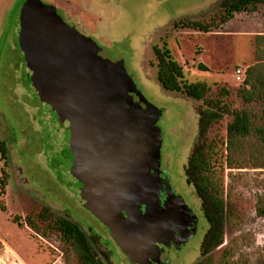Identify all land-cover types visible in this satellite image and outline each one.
Wrapping results in <instances>:
<instances>
[{
	"label": "rangeland",
	"instance_id": "1",
	"mask_svg": "<svg viewBox=\"0 0 264 264\" xmlns=\"http://www.w3.org/2000/svg\"><path fill=\"white\" fill-rule=\"evenodd\" d=\"M220 1L0 0V142L7 151L6 160L0 156V176L2 168L7 171L4 194H0L5 208L0 207V264H77L48 222L35 220L41 233L24 223L26 215H36L44 207L53 216L78 223L88 236L95 235V250L106 264H131L107 226L82 204L68 170L44 88L48 54L60 24H49L39 3L54 6L64 23L100 45L103 58L123 60L142 96L161 111L157 121L160 166L199 221L197 232L179 251H165L166 260L193 264L201 258L207 224L200 200L184 175L197 139L198 103L160 86L151 47L166 41L186 79L208 84L207 98L221 100L231 112L245 110L256 125L262 124L264 99L244 101L239 89L245 76L237 78L236 71L246 72L257 61L254 40L264 34V6L254 13H237L208 33L174 28L181 20L217 24L223 13ZM199 63L206 69H198ZM232 119V114L225 115L207 134L222 153L225 189L234 213V222L227 226L224 243L214 255L218 258L228 247L234 261L264 264V218L256 213L258 197L264 193V168L249 159L242 168H229L224 162L227 125ZM255 151L260 154L259 148Z\"/></svg>",
	"mask_w": 264,
	"mask_h": 264
},
{
	"label": "water",
	"instance_id": "2",
	"mask_svg": "<svg viewBox=\"0 0 264 264\" xmlns=\"http://www.w3.org/2000/svg\"><path fill=\"white\" fill-rule=\"evenodd\" d=\"M39 5L49 24H60L44 88L81 202L131 264H168L161 254L171 243L179 251L199 221L180 195L165 207L158 202L161 111L142 96L123 60L103 58L102 47L64 23L54 6ZM135 106L144 114L134 116Z\"/></svg>",
	"mask_w": 264,
	"mask_h": 264
},
{
	"label": "trees",
	"instance_id": "3",
	"mask_svg": "<svg viewBox=\"0 0 264 264\" xmlns=\"http://www.w3.org/2000/svg\"><path fill=\"white\" fill-rule=\"evenodd\" d=\"M264 0H221L223 11L217 24L213 21L181 20L174 24L175 29H190L199 32H211L231 20L237 13H254ZM256 63L248 66L245 72L244 87L239 93L246 102L264 99V34H257L254 40ZM151 53L154 56L156 79L160 86L169 92L190 98L195 103L198 115V133L187 164L184 167L185 180L200 200V208L206 221L200 256L193 264H250L248 260L234 261L232 253L225 247L218 258L214 252L224 243L227 226L234 222V213L228 200L223 174L222 153L214 140L208 139L209 129L225 115L232 114L233 119L227 125V140L224 162L229 168L233 165L242 168L244 161L249 159L256 167L264 168V122L256 125L250 113L245 110L231 112L221 100L207 98L209 86L206 82H189L186 79L183 66L175 59L168 43L163 41L162 46L153 45ZM198 69L205 70V66L198 64ZM247 138L252 139L249 143ZM259 148L260 154H256ZM253 149V151H252ZM1 159H7L4 143L0 142ZM7 171L2 168L0 176V194H4ZM5 210L3 205H0ZM256 213L264 218V193L259 195L256 203ZM48 222L61 239L66 251L74 255L77 264H106L95 250L98 244L95 235L88 236L81 226L66 216H53L47 207L42 208L36 215L25 216L26 223L36 233H41L35 221ZM105 258L108 259L107 254Z\"/></svg>",
	"mask_w": 264,
	"mask_h": 264
},
{
	"label": "flooded vegetation",
	"instance_id": "4",
	"mask_svg": "<svg viewBox=\"0 0 264 264\" xmlns=\"http://www.w3.org/2000/svg\"><path fill=\"white\" fill-rule=\"evenodd\" d=\"M45 5L51 6L48 3L45 4ZM133 99L135 101H137L138 97L135 94H133ZM142 114H144V111L142 109H140L139 106H135V114H134V116H138V115H142ZM160 169L163 171L161 166H160ZM162 171L159 174L160 177L162 178V182H161V187L159 188V191H158V202H159L161 207H165V203H167V202H171L172 201L174 203V201H175L174 200V198H175L174 195H176V196H179V195L182 196V195L179 192H177L176 188H174V186L171 184L170 176L168 174H167V177H168L167 182L164 180L166 174H164V172H162ZM176 199H178V198H176ZM177 201H179V200H177ZM184 201H185V199H184ZM185 203H186V201H185ZM170 248H171L170 251H172V250L174 251V243H171V247ZM160 258H161V261H164V260L167 259V257L165 256V251L161 254Z\"/></svg>",
	"mask_w": 264,
	"mask_h": 264
},
{
	"label": "built area",
	"instance_id": "5",
	"mask_svg": "<svg viewBox=\"0 0 264 264\" xmlns=\"http://www.w3.org/2000/svg\"><path fill=\"white\" fill-rule=\"evenodd\" d=\"M236 74H237V78H241V76H245V70H243L242 68H239V69H237V71H236Z\"/></svg>",
	"mask_w": 264,
	"mask_h": 264
}]
</instances>
